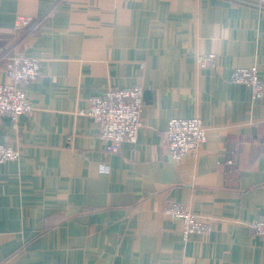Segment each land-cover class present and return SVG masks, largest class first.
<instances>
[{"label": "crops", "instance_id": "0c3cea01", "mask_svg": "<svg viewBox=\"0 0 264 264\" xmlns=\"http://www.w3.org/2000/svg\"><path fill=\"white\" fill-rule=\"evenodd\" d=\"M30 23L16 28L18 17ZM218 57L202 68L201 55ZM41 60L32 110L0 117V264H264V96L232 81L257 67L264 83L260 0H0V83L7 63ZM142 86L143 127L119 153L81 114L109 89ZM200 118L207 141L176 164L169 122ZM185 206L210 226L183 238L164 213Z\"/></svg>", "mask_w": 264, "mask_h": 264}, {"label": "built area", "instance_id": "2783aa9c", "mask_svg": "<svg viewBox=\"0 0 264 264\" xmlns=\"http://www.w3.org/2000/svg\"><path fill=\"white\" fill-rule=\"evenodd\" d=\"M264 3V0H260ZM28 17L20 16L16 20V28L22 29L29 25ZM198 62L202 68L216 69L218 57L209 53L201 55ZM41 60L33 57L18 56L7 63V75L10 83H0V117L13 122L29 113L32 106L26 95L29 84L38 80ZM232 81L251 89L252 100L259 101L264 96V83L259 77L257 67L238 68L232 74ZM143 92L142 86L125 90L109 89L104 95L90 99V108L81 114L92 118L98 123L100 137L107 143V149L119 153L124 143H135L143 127ZM206 128L200 118H175L169 122L163 143L168 148L172 161L176 164L188 156H194L206 143ZM21 157L19 150L6 144H0V165L17 162ZM164 213L172 220L183 223V238L194 234L205 235L210 226L201 222L189 210L176 202L169 204ZM251 234L264 238V221L252 222L249 226Z\"/></svg>", "mask_w": 264, "mask_h": 264}]
</instances>
